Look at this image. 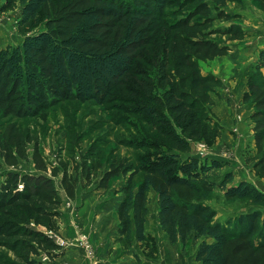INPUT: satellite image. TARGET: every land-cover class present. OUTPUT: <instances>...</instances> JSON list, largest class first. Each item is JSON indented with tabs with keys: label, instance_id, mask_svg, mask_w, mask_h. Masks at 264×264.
<instances>
[{
	"label": "trees",
	"instance_id": "obj_1",
	"mask_svg": "<svg viewBox=\"0 0 264 264\" xmlns=\"http://www.w3.org/2000/svg\"><path fill=\"white\" fill-rule=\"evenodd\" d=\"M3 12L20 9L22 25L46 17L42 31L24 36L18 46L0 48V112L5 117L28 118L59 103L76 101L103 105L118 99L130 105L131 113L151 126L157 139H135L136 149L146 148L145 163L135 165L124 158L113 161L99 181L108 183L128 176L119 203L118 233L127 244L143 243L148 194L157 199V221L171 243L185 242L193 234L203 240L195 254L199 264H264V213L254 210L239 215L230 225L215 222L216 212L206 202L215 188L226 200H247L264 207V193L246 181L228 186L226 174L217 185L208 173L220 168L197 159H181L191 141L213 143L220 127L208 116L206 105L219 82L204 75L199 62L222 57L229 51L223 43L207 39L210 15L227 20L221 11L241 0H0ZM264 9V0H251ZM190 7V13L173 22L164 9ZM195 17L200 19L192 21ZM219 33V32H214ZM233 40L241 32H224ZM264 63V51L259 54ZM260 68V67H259ZM244 103H252L254 140L258 157L253 170L264 178V79L248 81ZM33 144L32 160L37 171L48 166L30 134L7 125L0 135V158L16 166L26 159ZM131 144V143H129ZM89 152L75 170L87 183L100 165ZM51 177L7 173L0 184V246L14 259L0 264H54L62 250L52 234L59 232L61 196L53 179L60 174L64 196L73 200L77 178L59 161ZM1 168V164H0ZM142 173L140 184L132 179ZM21 186V189H20ZM44 229L45 231H40ZM47 258V263L43 261Z\"/></svg>",
	"mask_w": 264,
	"mask_h": 264
},
{
	"label": "rangeland",
	"instance_id": "obj_2",
	"mask_svg": "<svg viewBox=\"0 0 264 264\" xmlns=\"http://www.w3.org/2000/svg\"><path fill=\"white\" fill-rule=\"evenodd\" d=\"M2 3L0 1V48L18 46L24 36L45 29L44 15H39L34 23L22 25L19 7L3 12ZM189 10L190 7L180 9L168 6L164 9V14H167L168 22H173L186 17ZM221 11L228 19H218L217 12L212 11L208 31L213 34L206 38L225 44L229 51L222 57L199 62L201 73L211 75L219 82V86L210 94V104L205 107L211 121L220 127L221 133L211 144L191 141L190 151L181 154V159L194 158L207 165L211 161H217L221 166L208 173L210 181L218 185L229 174L231 178L228 186L246 181L264 193V178L258 176L252 168L254 159L258 157L254 122L251 119L254 108L252 103H244L242 100L243 94L247 92L248 81L262 84L264 79V63L259 66V54L264 51V9L251 0H241L228 3ZM198 19L200 18L195 17L192 21ZM231 28H237L241 32L239 39L233 40L229 34H224ZM216 31L219 33L214 34ZM129 107L124 101L113 99L103 105L92 102L81 104L76 101L59 103L28 118L5 117L0 112V135L9 124L16 125L24 134H30L48 166L46 173L34 168V145L29 144L26 147V159L18 160L16 166L9 167L0 158V184L6 179L7 173L49 178L51 168L59 167V161L67 163L68 174L77 178L74 199L69 200L64 196L59 184L61 174L53 179L54 187L62 198L59 232L52 234L55 242H63L58 259L66 251L80 250L76 239L82 234L91 245L92 252L94 250V258L100 256L103 264L107 257L115 258L125 251L133 253V264H199L195 262L196 250L203 240L210 242V239L195 238L190 234L184 243H171L158 224V207L152 192L148 194L144 225L148 238L143 243H138L132 234V243L129 245L118 233L117 208L125 198L121 190L127 185L128 176L113 178L108 183L107 190L98 188L99 181L113 161L124 158L135 165L145 163L142 159L149 150L136 149L135 139H157L151 126L134 116ZM89 152L94 153L92 159L99 163L100 168L91 182L87 183L75 168ZM142 176V173L134 176L132 184H140ZM206 203L216 212L214 221L222 225H232L239 215L254 210L264 213V207L255 206L247 200H226L218 188L214 189ZM71 256L73 259H84L79 254L72 253L68 257ZM90 256L92 257V253ZM13 259V255L0 246L1 262ZM73 259L68 263L71 264ZM80 264L91 262L86 259Z\"/></svg>",
	"mask_w": 264,
	"mask_h": 264
},
{
	"label": "crops",
	"instance_id": "obj_3",
	"mask_svg": "<svg viewBox=\"0 0 264 264\" xmlns=\"http://www.w3.org/2000/svg\"><path fill=\"white\" fill-rule=\"evenodd\" d=\"M156 203H157V199H156ZM64 253H66V254H63V256H61V258L55 259L56 262L54 264H69L68 261H71L73 259V257L71 256L69 258L68 256L71 255L72 253L73 254H79L80 255L79 257L82 256L81 258L84 257V259L79 260L78 258L75 257V259H73L71 264H80L81 262H85L86 259H88L91 262V264H103V262L100 259V256H98L97 258H94V250L92 252V257L91 256L87 257L85 252L81 248H80V250L79 249L78 250L72 249L71 251H66ZM133 260H134L133 253L131 251H125V252L119 253L118 257L111 258V259L107 257V261H105L104 263L105 264H133Z\"/></svg>",
	"mask_w": 264,
	"mask_h": 264
},
{
	"label": "built area",
	"instance_id": "obj_4",
	"mask_svg": "<svg viewBox=\"0 0 264 264\" xmlns=\"http://www.w3.org/2000/svg\"><path fill=\"white\" fill-rule=\"evenodd\" d=\"M76 242L78 244L79 247L82 248V250L85 252L86 256H90L92 253V247L91 245L87 242L86 237L84 235H79V237H77ZM61 249L63 247V242L57 241L55 242ZM43 261H47V258H43Z\"/></svg>",
	"mask_w": 264,
	"mask_h": 264
}]
</instances>
